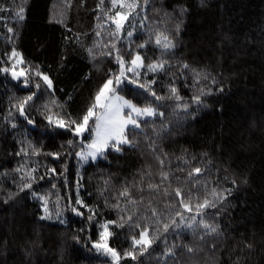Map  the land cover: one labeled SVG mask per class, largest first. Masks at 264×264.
I'll list each match as a JSON object with an SVG mask.
<instances>
[{
  "label": "trees",
  "instance_id": "obj_1",
  "mask_svg": "<svg viewBox=\"0 0 264 264\" xmlns=\"http://www.w3.org/2000/svg\"><path fill=\"white\" fill-rule=\"evenodd\" d=\"M136 3L117 32L112 0H0V264H113L105 224L118 264H264V0ZM109 80L154 114L84 161Z\"/></svg>",
  "mask_w": 264,
  "mask_h": 264
},
{
  "label": "snow or ice",
  "instance_id": "obj_2",
  "mask_svg": "<svg viewBox=\"0 0 264 264\" xmlns=\"http://www.w3.org/2000/svg\"><path fill=\"white\" fill-rule=\"evenodd\" d=\"M147 2V0H145ZM101 3H103V0H101ZM112 6L115 8L119 6L121 9H129V11H117L115 16L109 17L112 22L116 26V31L119 32L121 28L123 27L124 22L129 18L131 11L135 10L137 7L136 0H112ZM23 8L20 9V12L17 13L19 16V19H23ZM177 28H179V25H177ZM11 31V29H10ZM131 35V33H129ZM166 39V38H165ZM157 44H160V39L157 38ZM143 47V45H141ZM164 47L170 48L173 47L171 42H167L164 44ZM13 57L18 58L17 63H23L22 58H20V54L16 52L15 50L12 53ZM117 61L120 63V73L119 76L116 77V84H119L120 78L124 77L125 73V62L122 60L121 57L117 56ZM132 65L134 67H140L141 66V57L137 55L132 61ZM15 68V65H13ZM162 64H150L148 65V68L150 71H157L160 68H162ZM187 67V65H185ZM0 71L7 72L9 69H0ZM128 72L134 71L133 67L127 68ZM24 75V73L12 71L13 79H17L20 76ZM37 76H40L41 79L45 82V84L48 85L49 88L52 86V82L49 79L47 75H44L40 73L39 71L36 72ZM113 81L109 80L107 81L99 90V92L96 94L95 102L91 107L88 108L87 113L83 116V122L77 123L76 121H71L72 124H75V134L80 135L85 130L89 129V121L93 118L95 119V126L91 128V132L94 133L93 139L91 144H89L87 147L89 149H93V151H90L87 153V155L92 156L93 159L97 156V154H103V150L109 146L114 147L116 151H120V148L118 145L122 144H130L131 141L127 138L125 134V130L127 126L132 125L135 128H139L140 124L137 122V120L133 117V113L136 117L141 116H152L154 114V109L151 107H144V108H138L134 104H132L130 101L125 100L123 97L116 96L115 90L111 87ZM39 87V85H37ZM141 87H146L145 85H141ZM171 92L174 96H176L177 99H179V96L176 95L177 90L176 88H172ZM155 95V93H152ZM157 99H162V97H157ZM32 100V96L26 97L23 101L20 102L19 110L20 114L23 116L25 114V105L28 103V101ZM124 108H128L131 111L127 114V116L122 115V111ZM96 109H100L99 112L96 111ZM49 120L51 122V117H49ZM31 123V121H29ZM58 127H65V122L63 120L56 121ZM110 141H114V144L110 145ZM71 143V141L69 142ZM79 156H84V153H77ZM201 169L197 168L194 169V172L199 173ZM166 178V174H162ZM25 187H29V185H25ZM149 187H155L154 185H149ZM122 195H127V190H125ZM177 196H179L181 193L179 190L176 191ZM77 204H80L81 201L77 199ZM187 208V205H185ZM205 207H215V205L205 200L203 204L198 205L199 209L205 208ZM47 210V209H46ZM75 211V209H73ZM104 228V231L100 233V240L96 242L93 247H95L98 251L103 249V251L106 254H110L113 258V264H118V261L120 260V255L116 252L115 249L108 246V239L112 235L111 232L108 231L107 224L102 226ZM167 225H165V230H167ZM205 227H208L205 225ZM210 231L215 232V228H211ZM153 241L148 238V235L146 232L140 233L139 239H134L133 246L140 245L141 246V254H143L144 251L147 250L148 247L151 246ZM189 251H192V249H189ZM127 256H132L133 259H135V256L131 252L125 253Z\"/></svg>",
  "mask_w": 264,
  "mask_h": 264
},
{
  "label": "rangeland",
  "instance_id": "obj_3",
  "mask_svg": "<svg viewBox=\"0 0 264 264\" xmlns=\"http://www.w3.org/2000/svg\"><path fill=\"white\" fill-rule=\"evenodd\" d=\"M115 94V93H114ZM116 96H118L117 94H115ZM131 110L130 109H128V108H124L123 109V111H122V115H124V116H127V114L130 112ZM153 116V115H152ZM152 116H141V117H136L135 116V114L133 113V117L137 120V122H138V120L139 119H146V118H150V117H152ZM129 128H135V127H133L132 125H129V126H127V128H126V130L127 129H129ZM125 130V131H126ZM93 136H94V133H93ZM93 139V138H92ZM91 142H92V140H91ZM91 142L89 143V144H91ZM115 142L114 141H110V145L111 144H114ZM123 145V144H122ZM119 146V145H118ZM108 148H113V149H115L114 147H111V146H109V147H107V148H105L104 150H103V152L104 151H106ZM90 151H93V149H87L86 151H83V152H81V153H84L85 155L82 157V156H80V159L81 160H84V161H87V160H96L101 154H97V156L95 157V159H93V157L92 156H89V155H87V153L88 152H90Z\"/></svg>",
  "mask_w": 264,
  "mask_h": 264
}]
</instances>
